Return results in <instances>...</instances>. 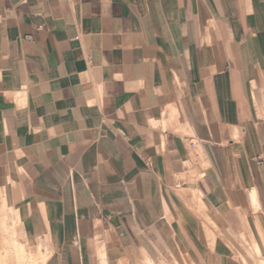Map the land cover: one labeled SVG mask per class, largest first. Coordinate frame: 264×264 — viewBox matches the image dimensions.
Wrapping results in <instances>:
<instances>
[{"label": "crops", "instance_id": "crops-1", "mask_svg": "<svg viewBox=\"0 0 264 264\" xmlns=\"http://www.w3.org/2000/svg\"><path fill=\"white\" fill-rule=\"evenodd\" d=\"M0 208L45 264L259 263L264 0H0Z\"/></svg>", "mask_w": 264, "mask_h": 264}, {"label": "bare ground", "instance_id": "bare-ground-1", "mask_svg": "<svg viewBox=\"0 0 264 264\" xmlns=\"http://www.w3.org/2000/svg\"><path fill=\"white\" fill-rule=\"evenodd\" d=\"M4 209L5 205L3 207V210ZM0 210L3 211L2 208H0ZM9 211H12V209H9ZM18 213H15L14 225L6 223V218L4 216L0 217V264H45L48 255L43 253L40 247L34 251L30 246L20 241L23 237V231L20 224V214ZM253 246V251L257 255H260L258 246L255 243ZM258 264H264V258L259 260Z\"/></svg>", "mask_w": 264, "mask_h": 264}, {"label": "rangeland", "instance_id": "rangeland-1", "mask_svg": "<svg viewBox=\"0 0 264 264\" xmlns=\"http://www.w3.org/2000/svg\"><path fill=\"white\" fill-rule=\"evenodd\" d=\"M191 144H195V148L192 149ZM188 147H189L192 163H189V168H188L187 172L177 176V182H178L179 186H182V184H187L188 186H190V188H192L191 185L195 182V180H197L201 176L199 168L195 165L197 162V158L195 156V153L200 154L201 159H203L204 162L201 163L203 168L206 167V164H205L206 156H205L204 152L201 150V146H200L198 141H196V140L188 141ZM188 192H189V194L192 195L193 198L196 196L195 192L193 190L190 189ZM14 218L15 217H14L13 213L9 212L8 213V222L10 225L15 224ZM245 243H247V242L244 240V244ZM243 250H244L245 254L242 253L241 251L240 252L235 251V256L240 258L243 262H244V258L247 256V258L250 259L249 264H258L257 259L252 255V252H251V249L249 246L243 247ZM244 264H245V262H244Z\"/></svg>", "mask_w": 264, "mask_h": 264}, {"label": "built area", "instance_id": "built-area-1", "mask_svg": "<svg viewBox=\"0 0 264 264\" xmlns=\"http://www.w3.org/2000/svg\"><path fill=\"white\" fill-rule=\"evenodd\" d=\"M77 39H78V38L76 37L75 40H77ZM191 148H192V149L195 148V144H191ZM195 156H196V158H197V162H196L195 165L199 168L200 173H201V172H204L205 169H206V167L203 168L202 165H201V163L204 162L203 159H201L200 154H198V153H195ZM260 164L263 165V162L260 161Z\"/></svg>", "mask_w": 264, "mask_h": 264}]
</instances>
